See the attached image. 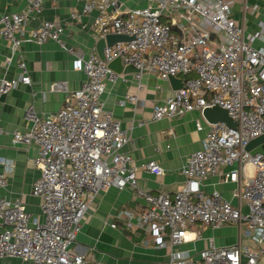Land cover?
<instances>
[{"label": "built area", "instance_id": "1", "mask_svg": "<svg viewBox=\"0 0 264 264\" xmlns=\"http://www.w3.org/2000/svg\"><path fill=\"white\" fill-rule=\"evenodd\" d=\"M25 1L23 10L0 15V36L9 49L6 63L22 42L40 45L51 40L65 49L63 23L52 18L28 27V19L41 10L43 0ZM79 3L69 19L79 23L93 13L88 28L94 41L110 33L130 39L105 45L102 58L94 49L87 57L78 56L85 76L80 86L72 91L64 81L49 86V91L64 92L59 109L38 114L28 106L23 112L27 127L10 130L12 144L36 148L32 161L39 174L30 193L40 199V218L27 213L19 199L0 196V258L17 257L22 264H104L72 251L71 245L96 194L130 187L145 205L121 211L126 228L131 229L130 221L136 219L145 233L158 239L166 236L169 245L185 242L186 233L197 223L212 230L224 224L236 228L234 243L218 246L208 238L195 254L170 252L167 264H264V152L245 150L249 140L264 133V48L253 45L264 32L263 22H258V31L245 35L243 24L231 18L226 0H146L121 10L119 0ZM116 56L135 70L138 87L143 72L161 81L168 76L183 79L181 87L152 105L151 119L218 106L234 122V127L224 122L194 123L196 130L205 131L202 145L185 158L182 186L171 196L137 187V166L123 150L129 133L103 106L106 82L121 74L107 67ZM16 66V77L0 79V95L18 83L29 84L20 56ZM132 100L134 96L125 95L119 103ZM232 163L235 169L220 172ZM139 167L154 175L163 173L154 160ZM215 173L222 175V181L237 184L231 191L235 204L216 190L207 194L201 190L202 181ZM5 184L0 172V188ZM109 226L114 228V222ZM243 239L250 245L243 246Z\"/></svg>", "mask_w": 264, "mask_h": 264}, {"label": "crops", "instance_id": "2", "mask_svg": "<svg viewBox=\"0 0 264 264\" xmlns=\"http://www.w3.org/2000/svg\"><path fill=\"white\" fill-rule=\"evenodd\" d=\"M145 1L119 0V9L140 6ZM226 1L231 18L243 24L245 35L258 31V22L264 24V0ZM25 6V0H0V15L23 10ZM79 6V0H43L41 10L27 21L28 27H34L45 19L60 20L64 25L62 38L65 49L51 40L40 45L22 42L6 63L8 42L0 36V79L17 76L16 61L19 56L25 63L29 77V84L18 83L0 95V172L6 181L5 186L0 188V196L10 200L19 199L25 211L38 218L40 199L30 193L31 183L39 174L32 161L36 148L34 145L12 144L9 132L27 127L23 112L28 106L38 114L54 113L59 109L64 92L49 91L50 84L64 81L67 90L72 91L83 82L85 76L77 57L84 58L92 49L95 51L96 41L88 28L93 13L82 17L79 23L69 19L71 10H77ZM173 31L176 29L173 28ZM253 45L264 48V32ZM140 84L138 87L132 73H121L115 80L106 82L101 100L120 127L129 133V141L123 150L131 155L137 166V187L151 194L167 193L171 196L182 186L184 178L181 167L185 158L202 145L205 131L196 130L194 123L204 126L206 120L198 110L170 119H151L152 105L163 101L174 89L168 80H158L148 72L141 74ZM125 95L134 96V100L119 103ZM155 146L157 152L154 151ZM147 160L157 162L163 173L154 175L139 167ZM235 168L236 164L232 163L221 167L220 172ZM245 172L250 174L252 170L246 166ZM240 181L243 182V178ZM236 185L235 182L222 181V175L215 173L202 181L201 190L204 194L216 190L222 198L235 204L231 191ZM144 205V201L130 187L99 192L89 203L71 250L104 264H167L170 252L186 250L195 254L206 246L208 238L218 246L236 241V228L230 224L212 230L197 223L186 233L185 242L173 246L168 244L166 236L158 239L151 232L145 233L136 219L130 221L131 229L126 228L121 211ZM111 222H114V228L109 226ZM197 235L200 237L195 238ZM0 264L22 263L17 257L4 256L0 258Z\"/></svg>", "mask_w": 264, "mask_h": 264}, {"label": "water", "instance_id": "3", "mask_svg": "<svg viewBox=\"0 0 264 264\" xmlns=\"http://www.w3.org/2000/svg\"><path fill=\"white\" fill-rule=\"evenodd\" d=\"M130 37L122 34H106L103 38L96 40L95 42V52L99 58H102V49L105 45H111L117 41H126L129 40ZM149 59L146 60L143 67L146 68L148 66ZM107 67L112 70L114 73H133L135 70L129 65H123L118 56L114 57L110 61L107 62ZM168 82L171 85L172 89H177L181 87L183 79L168 76ZM201 116L209 123L214 122H224L230 127H234V122L229 118L225 109H222L218 106L204 107L201 110ZM264 144V133L258 135L257 137L249 140L245 145V150L249 151L250 154L254 153H263Z\"/></svg>", "mask_w": 264, "mask_h": 264}, {"label": "rangeland", "instance_id": "4", "mask_svg": "<svg viewBox=\"0 0 264 264\" xmlns=\"http://www.w3.org/2000/svg\"><path fill=\"white\" fill-rule=\"evenodd\" d=\"M246 242H247V243H246ZM246 244H247V245H250V243H249L248 241H246V240L243 239V240H242V245L245 246Z\"/></svg>", "mask_w": 264, "mask_h": 264}]
</instances>
